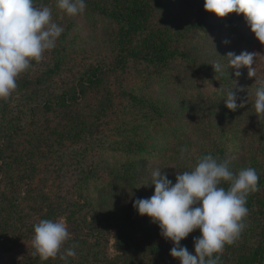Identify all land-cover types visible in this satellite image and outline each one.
Listing matches in <instances>:
<instances>
[{
  "label": "rangeland",
  "instance_id": "1",
  "mask_svg": "<svg viewBox=\"0 0 264 264\" xmlns=\"http://www.w3.org/2000/svg\"><path fill=\"white\" fill-rule=\"evenodd\" d=\"M35 3L50 7L53 20L66 33L57 39L54 49L58 51H45L39 62L32 60L29 69L17 77L12 95L0 99V145L8 140V122L22 125L31 119L30 108L37 106L33 111L37 121L25 135L29 140L0 154V264H65L59 254L41 261L33 255L31 244L36 223L59 218L66 220L71 234L61 253L76 245L77 255L69 257L67 264H95V251L117 264H180L170 255L154 257L150 253L151 241L165 239L160 229L122 221L121 216L131 212L127 207L134 200V191L116 182L107 168L113 161L125 159L111 150V143L125 139L134 129L132 120H142L146 151L127 159L139 168L142 184L153 185L152 172L161 169L162 174H168L166 169L170 168L169 180L174 184L183 163L174 161L164 168V160L176 156V138L186 127L196 131L204 122L215 132L222 125L227 132L234 129L238 141L245 132L244 124L236 120L220 124L216 117L210 125L208 116H201L204 111L220 110L221 102L199 94L233 88L235 81L223 68L214 71L210 63L221 60L214 55V47L222 50L224 37L240 41L243 33L245 46L235 42L227 48L234 49L236 55L256 52L252 65L256 76L251 81L259 82L264 81V44L255 38L242 13L217 17L204 10V0H149L146 29L167 30L177 49L166 68L155 69L141 58L127 56L129 50L119 53L116 49V29L119 36L123 34V45L127 43L130 48L139 45L145 30L124 33L123 19L117 23L87 5L83 14L69 17L57 7L56 0ZM198 17L204 18L203 27L194 25L200 21ZM236 19L244 23L237 24ZM214 38L218 39L213 46ZM238 48L240 51H235ZM96 64L98 76L94 74ZM71 87H76L78 94L57 104V95ZM47 99L52 104L50 109L44 107ZM151 101L158 109L153 118L146 119L145 105ZM74 132L81 137L73 139ZM193 133L187 135L195 152L200 143L195 144ZM18 155H22L19 160ZM93 243L97 244L91 246Z\"/></svg>",
  "mask_w": 264,
  "mask_h": 264
},
{
  "label": "clouds",
  "instance_id": "2",
  "mask_svg": "<svg viewBox=\"0 0 264 264\" xmlns=\"http://www.w3.org/2000/svg\"><path fill=\"white\" fill-rule=\"evenodd\" d=\"M57 7L69 17L83 14L85 0H56ZM204 10L217 17L229 13L243 14L255 38L264 44V0H204ZM64 28L53 20L52 9L37 6L35 0H0V99H8L17 88V77L29 69L31 61L39 62L45 51L56 47ZM228 41H224L227 43ZM228 66L236 69L239 77L243 67L247 75L255 77L256 52L242 51L226 54ZM220 72L219 62L210 63ZM236 88V87H235ZM241 89H221L220 98L229 110L235 111ZM256 115H264V81H259L254 92ZM186 149H181L183 158ZM153 194L137 198L133 207L139 215H146L160 228V235L170 240V256L180 264H219L225 245L239 239L246 227L247 197L257 192L259 176L256 169L246 167L234 172L231 159H219L211 153L197 159L190 171L178 172L173 184L161 169L152 172ZM227 183L228 187H222ZM195 229L199 236L193 238L194 252H189L180 241ZM31 241L33 255L41 261L56 258L65 261L77 255L76 245L61 253L63 244L70 238L64 218L41 219L33 226Z\"/></svg>",
  "mask_w": 264,
  "mask_h": 264
},
{
  "label": "trees",
  "instance_id": "3",
  "mask_svg": "<svg viewBox=\"0 0 264 264\" xmlns=\"http://www.w3.org/2000/svg\"><path fill=\"white\" fill-rule=\"evenodd\" d=\"M85 2L87 6L97 9L98 12L115 19L117 23L121 22L123 19L125 22L124 33H133L134 31L142 32L145 30V34L142 37L139 45L130 48L127 43L123 45L125 42L122 40L123 34L119 36L116 29V49L119 50V53L127 49L130 51L127 53V56L133 55L135 58H141L143 62L155 69L166 68L168 62L177 55L176 46L173 44V37L167 33V30H160L157 27H150L146 29L147 25L145 19V8L150 7L149 0H85ZM103 17L104 16H102V19H107ZM198 19L200 21L196 22L194 25L197 27H203L204 18L198 17ZM236 20L237 24L244 23H241L238 21V19ZM65 33H63L62 36L65 35ZM241 35L242 40L240 41L224 37L222 41V47H224L222 49L223 51L220 49H215L214 47L213 53L221 59L219 63L221 64L223 70H227L229 77L234 78V91L236 89H241V91L238 92L239 99L237 100V103H243V106L237 108L235 111L229 110L224 103V99L220 98L221 89H224V87L220 88L218 91H207V93L202 92L199 95H206L211 98L212 101L215 99L219 100L218 102H221L220 110L217 112L208 111L209 114L204 111L201 116H208L206 119H208L210 125L213 121H215L216 117L219 119L220 124L224 121H230L234 123L233 121L236 120V122H241L245 127L243 129L245 132L242 133V139L240 141L236 140L234 137L236 135V131L233 129L232 131L227 132L222 128V125L217 126L215 132H212L210 129H208L204 122L203 124L200 123V126L196 131L195 128L191 129V127H186L184 132L178 138H176L175 144H177L178 147V150L176 147L174 150V152H176V156H168L164 160V168L166 165L172 164L174 161H176L179 164L183 163L178 170L179 172L188 171V168L191 170L195 166L199 157L211 153L214 157H217L221 160L230 158L231 166L234 172H238L240 169L246 167H252L256 169L259 176V190L254 193H250L247 197L246 207L249 211L244 221L246 227L238 240H236L231 245H225L223 253L220 254L219 264H264V115H256L254 109V92L258 86V82H254L253 80L251 81L252 77L247 75L248 69L244 70L245 67L242 68L243 70H239L241 75L236 77L234 75L236 69L228 66V61L225 59L228 52L235 53L234 49L227 48V46L230 44H235V42H237L241 44L240 46H245V36L243 33ZM217 39L214 38L212 40L211 43L213 46L217 42ZM224 41L228 42L224 43ZM225 47L227 50H225ZM57 51V48L54 49V52ZM235 51H240V49L238 48ZM209 67H211V65ZM94 68V74L96 75L98 65L96 64ZM96 76H98V74ZM237 80L240 81V83H238ZM82 89L85 91L83 84ZM72 94L75 96L78 94L76 87H71L69 91H67V89L63 90L61 94L57 95L60 102L56 103L58 104L68 102V99L71 98ZM154 103L155 102L151 101V103L145 105L146 119L154 117V111L158 109L156 103ZM132 104L134 105V103ZM51 106V102H49L48 99L45 100L44 107L46 109H50ZM36 108L37 106H32L30 108L29 118L31 119L27 122H24L22 125L16 127V124L13 123L14 121L11 120L8 122V129L11 127L9 129L11 131H5L8 132L5 134L8 140H6L5 144L0 145V154L6 152L10 147L17 148L20 144L29 140L26 138L27 136L25 137V135H27V132L31 130L30 127L34 126L36 123L35 121H37V118L33 112L36 110ZM189 119L193 123V118L189 117ZM141 122L143 121L137 119L132 120V128L134 127V129L127 130V132L129 130L130 131L124 137L125 139L115 140L113 143H111V150L113 152H119L125 157V159L120 161L115 160L111 163V166H107L111 176L116 182L123 183L124 186L132 188L134 191V200L137 198H148L153 194L154 191V189L145 190L147 186L154 188V185L148 183L142 184L138 175L139 168L135 166V163H132L127 159L129 155L146 151L144 143L142 142L144 127L142 124H140ZM239 129L242 131L241 128ZM240 130L239 132H241ZM190 131L192 133L195 131L193 133V137H195V144L197 145L200 143L195 152H192L191 149V147H193L192 141L190 140L191 137L187 135ZM54 134L57 135L56 133ZM71 137L73 139H79L81 136L77 132H74ZM14 141L15 144H13ZM55 141L59 142L57 136ZM181 149L187 150L183 158L181 156ZM26 153H31V150H27ZM18 156V160L22 158V155ZM5 157L7 156L5 155ZM166 171H168L167 178L169 179L172 175L169 171L173 170L170 168V170L166 169ZM88 175L89 174L87 173L86 178ZM86 183L89 185L88 181H85V184ZM221 186L227 188L228 184L222 183ZM133 201L129 202L127 207V209L131 210L130 214L125 213L123 216H121L122 221L127 224L129 223L130 225H142L147 229L148 227H152L155 230H159L160 228L158 225L151 222L148 216H142L137 213L136 209L133 207ZM148 224H151V226ZM199 234V229H195L185 239L180 241L181 245L186 246L189 252H194L193 238L199 236ZM73 242L75 241H71V243ZM94 244L97 243H93L91 246H94ZM172 247V242L167 239H164L160 242L151 241L149 243L150 253H153L154 257H161L162 255L169 256V250ZM93 261L95 264H117L115 260L100 256L98 251L94 252Z\"/></svg>",
  "mask_w": 264,
  "mask_h": 264
}]
</instances>
